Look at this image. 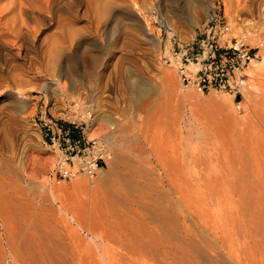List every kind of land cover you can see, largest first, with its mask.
Segmentation results:
<instances>
[{
  "label": "rangeland",
  "instance_id": "rangeland-1",
  "mask_svg": "<svg viewBox=\"0 0 264 264\" xmlns=\"http://www.w3.org/2000/svg\"><path fill=\"white\" fill-rule=\"evenodd\" d=\"M58 1L47 11L53 19L52 22L46 21L44 37H41L43 43L34 41L23 48L17 45L14 49L20 52L13 59L0 53V73L9 76V80L13 74L17 75L16 79L22 74L31 78L30 82H26L28 85L24 81L26 86L22 81L27 90L24 102L0 91V152L4 154L0 153L4 165L0 163V179L3 181L6 177L4 195L7 194L12 207L20 201L24 202V198L30 202L26 208L27 217L18 218L21 222L12 221L11 226L8 223L11 227L8 231L12 235L20 233L19 236L26 238H29L30 232L31 236L34 235L30 236L31 246L39 243L38 248L33 247L38 250L47 247L53 251L50 254L55 259H61L56 260L59 264L64 261L68 264H96L93 251L97 248L89 234L105 230L109 239L101 242L102 249L117 260L126 250L117 238L108 234L109 231L124 219L142 225L143 214L149 213L145 208L157 204L154 195L147 192L149 189L152 191L147 183H160L159 174L164 175L163 165L168 161L166 164L173 167L170 171L175 174L172 186L164 187L171 197V204L168 202V205L172 207L174 219L169 230L171 239L175 241L173 237L181 235L183 227H190L198 233L210 253L218 255L228 264H237L235 259L238 256L247 261L242 248L243 238L238 230L240 219L220 239L214 236L212 230L220 213L249 206L264 207V75L256 80L258 87L255 92L244 94L240 89L235 93L220 88L202 92L193 85L186 86L180 68L169 67L168 64L170 55L176 58L182 54L197 60L191 48L214 7L221 8L229 24L234 26L231 36L248 29L255 37L264 36V12L259 11L264 0H259L257 7L251 0H108L112 2V10L108 11L109 14L101 11L102 15L94 8L88 10L84 0ZM118 1L125 7L130 5L132 13L117 16ZM145 20L149 22V29L144 26ZM248 22L258 26L251 28L247 25V29L245 24ZM251 40H248L250 47L258 52L260 47L254 48L257 38ZM30 53L33 58H30ZM66 58H69L67 63L73 65L68 75L61 74L59 70V63ZM183 66L181 68L186 67ZM39 68H43L42 73ZM166 69L172 73L171 80L165 77ZM197 72L192 76L186 74L195 78ZM14 76L11 84L21 87L18 85L21 80H16L19 82L16 84ZM220 94L232 97L231 106L222 101ZM77 102L82 103L78 110L75 108ZM87 108L93 110L88 128ZM70 110L74 111V115L69 116L67 112ZM55 123L64 127L75 124L80 134L85 129L89 137H98L110 131L118 133L120 127L127 128L124 133L128 135L120 145L111 144V157L102 167L107 174L99 170L94 185L85 175L77 176L84 179L88 189L92 187L90 198L85 193L69 191L76 177L59 181L51 176L60 156V150L52 144V135L48 131L49 126ZM50 154L55 155L53 162L47 160ZM22 159H26L23 160L26 166L30 165L27 169H30L28 172L33 176L30 179L33 183L27 184L18 173L17 176H10L5 170L10 160L11 165H16L15 172H19ZM125 163L132 172L134 170V180L139 185L135 184L137 189L132 190L137 200L135 206L122 203L117 193L120 171H131L129 167L124 168ZM112 168H119V171L110 180L107 176ZM209 176H218L219 186L208 187ZM162 178L164 180V176ZM166 182L164 180L163 183ZM40 183L58 187L57 198L51 197L43 186H37ZM44 194L46 198H43ZM61 205L64 209L69 208L81 225L73 222L64 209L59 208ZM182 216L186 217V223ZM240 216L237 214V217ZM146 219L150 221L149 229L155 227L149 217ZM254 226V238L264 246V227L259 224ZM0 231L4 236L6 228L2 221ZM230 250H235V254H228ZM261 258L264 264V256ZM139 264L153 262L146 258L140 259Z\"/></svg>",
  "mask_w": 264,
  "mask_h": 264
},
{
  "label": "bare ground",
  "instance_id": "bare-ground-1",
  "mask_svg": "<svg viewBox=\"0 0 264 264\" xmlns=\"http://www.w3.org/2000/svg\"><path fill=\"white\" fill-rule=\"evenodd\" d=\"M85 1H86V5H87L86 7L88 10L94 8V11L96 13H100L101 15H102V13L106 14V13H108V11L110 12V10H112V8L110 7V5L112 4L111 1H108V0H84V2ZM258 1L259 0H251L250 2L255 3V5L257 7L259 4ZM116 2H117V0H116ZM56 3H57V0H0V53H3L4 56L11 57L13 59L14 57H18L17 54L20 52V51L18 52V50L16 51L14 49L17 45L22 47V46H26V44H30L34 41H37V42L40 41L41 42L42 41L41 37L42 36L44 37V35H43L44 30H45L44 27H46V25H47L46 21L52 22V19H53L52 16L50 17L47 14V11L51 10L53 8L54 4L56 5ZM118 3L121 4L120 1H118ZM119 4H117L118 6H116V8L118 9L117 16L118 15L120 16L121 14L124 16V15H127L128 13H132L129 11L130 5H129V7H125V6H123L124 3H123V5L122 4L119 5ZM78 6L79 5H77L76 7H78ZM74 7H72L71 9L74 10ZM101 11H104V12L101 13ZM257 11H258V9H257ZM259 11L264 12V5H263L262 9ZM75 13H77V11L74 12V14ZM88 13H90V12L88 11ZM91 13H93V12H91ZM96 13H94V14H96ZM94 14H92V15H94ZM95 16H97V15H95ZM115 16H116V14H115ZM57 17H58V14H57ZM99 17H101V16H99ZM263 17H261V18H263ZM91 18H92V16H91ZM103 18H101V19L103 20ZM138 21H139V19H138ZM261 23H262V20H261ZM254 24H255V26L249 24V22H248V24H245V25L246 26L250 25L251 28L258 26V25L256 26V23H254ZM102 25H104V24H102ZM144 26H145V28L149 29V22L147 20H145ZM232 26H231V28H232ZM248 27L249 26H247L245 28L248 29ZM233 29H234V26H233ZM248 30H247V32L246 31L242 32V30H241L240 34L238 33L237 36L235 35L236 33L234 34L236 37L246 38L247 40H249V39L255 40L257 38V42L255 44L258 47H260V50L257 52V56L253 57L251 59L250 63L241 64L236 69L237 73H238V83H239L240 89L242 90V92L244 94L257 91L258 86H257L256 80L258 78L259 79L262 78V76L264 75V36H262V35L258 36L257 35L255 37V34L252 33V31L250 33V31H248ZM232 32H234V31H232ZM230 36H231V34H230ZM41 43H43V42H41ZM28 47L31 48V45H29ZM40 47H43V46H40ZM25 53H27V52H25ZM30 55H31V53H30ZM30 55H28V58ZM22 56H24V55H22ZM30 58H33V56ZM30 60H33V59H30ZM8 61H9V59H8ZM12 61H14V60H12ZM21 61L23 62L24 60H21ZM67 62H69V58H66V60L62 59L61 63L58 62L60 64L59 70H60V73L62 72L61 74L65 73L68 75V73L71 72L73 65L71 64V62L70 63H67ZM4 63H5V61H4ZM12 65L13 64L11 63V66ZM14 65H15V67H18V65L17 66H16V64H14ZM29 65H30V62H29ZM168 65H169V67L180 68V71H182L181 66L184 65V66H186V67L183 66L184 72H186L187 74H190L191 76L194 73H196L201 67L199 60H194L191 57H188V56L182 55V54H179V56L176 58L174 56L170 55V62ZM9 66H10V64H9ZM21 66L23 67V64H21ZM12 69L14 70L15 68H12ZM16 69H18V68H16ZM21 69L23 70V68H21ZM25 69H26V67H25ZM25 69H24V71H25ZM39 69H38V71H39ZM42 69H40L41 73H42ZM7 70H8V68H7ZM36 71H37V69H36ZM14 72L16 73V71H14ZM14 72H12V73H14ZM20 73H21V71H20ZM23 73H25V72H23ZM4 75H3V73H0V91H5V93H7L9 96L16 97L21 102H24L25 98H26V92L25 91H27L24 89V84L26 82H30L31 78L29 77L30 78V80H29V78H25V76H23V74L20 76L18 75L19 76L18 79L21 80L20 84H18L19 82H16V80L19 81L18 79H16L17 75L14 76V74H13V76L15 77L13 81L16 84L21 86V87H19V86H15V85L11 84L10 80L13 79V76H12V78L10 77L11 79L9 80V78H8L9 76L6 77ZM25 75H27V74L25 73ZM28 75H30V74H28ZM165 75H166L165 77H167V79H169V80L172 79V73L170 72V70L166 69ZM244 75L246 78L242 77ZM22 81H23V83L25 81V83L23 84ZM44 83H45V81H44ZM22 84H23V88H22ZM26 84L28 85L29 83H26ZM26 84H25V86H26ZM39 84H38V86H39ZM41 85H42V83H41ZM38 88H40V87H38ZM73 88H74V85H73ZM68 95H69V93H68ZM77 96L79 97V95H77ZM220 97L224 103H226V104L228 103L229 106H231L232 97H230L226 94H220ZM72 98H74V97H72ZM218 99H220V98L218 97ZM14 100H15V98H14ZM15 102H16V100H15ZM81 102H83V101H81ZM26 103H27V101H26ZM24 104H22V105H24ZM79 106L82 107V103L79 104V102H77V104L75 105L76 110H78ZM89 106H91V105H89ZM91 108H92V106H91ZM89 109L90 108H87L88 111L85 113V115L87 117H89V112H90ZM64 110H65V108H64ZM67 113L69 114V116L74 115L73 110H70ZM92 119L93 118H91V121H92ZM88 120H89V118H88ZM119 129H120V131L118 133H116V131H110L104 135H101L100 138H104V139L108 140L109 142H111V144L119 146L122 139H124L128 135L127 134L125 136V133H124V131L127 129L126 127H123V128L120 127ZM130 134L131 133L129 132V135ZM5 143H3V144H5ZM6 146H7V143H6ZM120 147H122V146H120ZM125 147H127V146H125ZM128 148H129V146H128ZM121 151L122 150H120V152ZM128 151H129V149H128ZM11 153H13V152H11ZM129 153H130V151H129ZM2 155H4V154H2ZM54 156H55L54 154L53 155L50 154V156H48L47 160L49 162H53V160L55 159ZM9 157H10V155H9ZM120 157H123L124 159H126L124 156L120 155ZM4 158H5V156L2 159H4ZM13 158H15V157H13ZM26 159H22V161L23 160L25 161ZM119 159H121V158H119ZM24 161L22 162V166L20 167V169L21 168L22 169L19 170V172H17L18 170H16V172H15L14 166H16V165H14V166L11 165L10 160H9V163L6 162L9 165L8 166L5 165V167L7 166V169H5V170L7 171V173L10 176H12V175L17 176V173H18L19 178L22 179L23 182H25L27 184H29L30 182L33 183V181L30 180L31 177H33V176H30V174L28 172V170H30V169H27V166L29 164L26 166ZM48 161H47V163H48ZM167 162L168 161H166L165 164L163 165L164 169H165L164 175L159 174V176L161 178V179H159L160 183H158V181L156 182V184H153V183L151 184V182L147 183V185H149V187L152 190L150 192V189H149L147 192L154 195L155 202L157 204L156 205L150 204L149 206H147L145 208V209H147V211L149 213H148V215L146 213L143 214V215H145V217H142V219H143L142 225H138L137 223H134L131 219H124L118 225L112 226V229L108 233V234H110L111 237L117 238L119 240L121 247L126 250L125 251L126 254L123 252L121 254V258L114 260L105 251H103L102 246H101L102 241H104L106 238L109 239L107 232L105 230L100 231L99 233H95L93 231L89 234V232H87L89 234L90 240L95 243L96 248H97L96 251H93L94 255H95V259H93L95 261L94 263H96V264H139L140 259H146L147 258L148 260L150 259V261H152L153 264H228L226 262V260L221 259L218 255L210 253L208 251L209 249H207L204 246L201 239L198 237V233L193 232V230L190 227H183V229L181 230V235H179L177 238L173 237V238H175V241H173L171 239L172 233L169 232V230L171 229L170 226L172 227L174 219H173V215H172V207H171V205H168V202L171 204V197L168 194H166V192L164 191V187H166L167 185L169 186V184L172 186V183L175 180V174L173 175V173L170 171L173 169V167L170 164H166ZM0 163H1V158H0ZM27 163H28V160H27ZM12 164H14V163H12ZM1 165H3V162L1 163ZM117 166H119V165H117ZM127 167H129V165L127 163H125L124 168H127ZM129 169L131 170V167H129ZM100 171H102L104 174H107L106 173L107 171H104V168H101ZM118 171H119V168H112L110 170V172L108 171V176H107L108 179H110V177H112V176H116L115 174H117ZM127 171H123L122 173L120 171V173H119L120 186H118V188H117V193H118L122 203H124L125 205H128V206H135L137 200L135 199V196L133 195L132 190H136L137 187H139V185H137L135 183V180H134L135 176H133V174L135 173L134 170H133V172H132V170L128 171L129 173ZM5 175H7V174L5 173ZM163 176H164V180L167 181L166 182L167 184L163 183L164 182V180L162 178ZM37 178L40 179L41 176H40V178L36 177V179ZM10 180H12V179H10ZM33 180H35V179H33ZM3 181L0 179V221H2V223H4V226L6 228V233H4L5 234L4 236H2V234L0 233V264H59L58 262H56V260H57V259H55L56 257L54 258V256L52 254H50V252H53V251L48 250L46 245H45L46 248H44L43 250L37 249L38 248L37 245L39 243L36 245L34 244L37 247L36 248L37 250L34 249L35 248L34 245L31 246V243L33 244V242L30 241V236H31L30 232H29V238H26V237H22L21 235L19 236L20 233L18 235H15V234L12 235L8 231V227H9L8 223L10 224V223H12V221L13 222L14 221L21 222L18 220V218L22 219L21 217H23L25 215V213H26V215L28 214L26 208L30 202H29L28 198H24V202H21L19 199L20 203L15 204L12 207V205H10L11 203L8 201L7 194L4 195L5 188L7 187L5 184L6 183L5 182L6 177ZM37 181H40V180H37ZM90 181H91V184H93V185L95 184V179L90 180ZM11 182H13V180ZM7 183H8V181H7ZM42 183H45V182H42ZM42 183L38 184L37 186H41V187L43 186L44 189H46L47 193L51 197L56 199L57 198L56 191H58V189H57L58 187H49V186L47 187L46 184H42ZM207 183H208V187L213 189L215 186H219V183H220L219 177L216 176L213 178L212 176H209ZM135 184L137 185V187ZM9 185H10V183H9ZM152 185H153V187H152ZM41 187H38V188H40V190H41ZM89 189H90V191H89ZM89 189H88V185H86L84 179H82L81 177H76L74 182H73L72 188L69 191L72 193H75V194L85 193L88 196V198H90L93 195L91 192L92 187ZM40 190H38L39 194H41V192H42V191L40 192ZM93 191L95 192L96 190H93ZM39 194H38V196H39ZM48 194H46V195H48ZM43 198H46L45 194H44ZM82 201H83V199H82ZM82 201H80V202H82ZM12 208H15V210ZM59 208L64 209V208H62V205ZM64 211H65V213H67V215H69V217L71 218V220L73 222L77 223L78 225H81V222L76 218L75 214L74 213L71 214L69 208H65ZM30 214H32L31 211H30ZM237 214L241 215V216L237 217ZM26 215L24 218L27 217ZM28 216H30V215H28ZM147 217H149L151 219V222H153L155 224L154 225L152 223L155 227L151 226L152 227V229L150 227L151 230L149 229L150 221L149 220H148L149 222L147 221V219H146ZM182 219H183V222L186 223V217L182 216ZM237 219H240V221H241L238 230L240 231V236H242V238H243L242 248L244 250V253L247 255V257L245 258V259H247V261L242 260V258L240 256H238L235 259L236 263L237 264H263V258H261V257L264 256V246H262V243H259L257 240H255L253 227H255L254 226L255 224H259V225H262L264 227V207H262L260 205L259 206L257 205V208H253L252 206H249V207H245L243 209H239L238 211L235 210L233 212L220 213L218 216L217 223L213 225L212 231L214 233V236L217 239L222 238L225 231H230V229H229L230 226H231V229L235 226V222ZM24 222H26V221H24ZM22 225H23V223H22ZM10 226H11V224H10ZM15 226H16V223H15ZM24 226L26 227V225H24ZM10 228L11 227H9V229ZM18 228H17V230H20ZM14 229H15V227H14ZM27 229H28V227H27ZM17 230H14V231H17ZM25 230L26 229H24V231ZM28 231H26V233H28ZM218 231H220V233ZM3 232H5V231H3ZM31 237H34V235H32ZM35 238H37V237H35ZM237 239H239V238H237ZM4 240L6 241L5 243L3 242ZM37 240H39V239H37ZM37 240H36V242H38ZM4 245L6 246V248ZM41 245H43V247H44L43 243ZM228 254H230V255L235 254V250H234V252H232L230 250V252H228ZM60 260L61 259H59L57 261H60ZM64 263L68 264L65 261H64Z\"/></svg>",
  "mask_w": 264,
  "mask_h": 264
},
{
  "label": "built area",
  "instance_id": "built-area-1",
  "mask_svg": "<svg viewBox=\"0 0 264 264\" xmlns=\"http://www.w3.org/2000/svg\"><path fill=\"white\" fill-rule=\"evenodd\" d=\"M231 31V25L221 8L214 7L191 48L201 64L196 77L188 76L182 68L181 75L186 86L193 85L202 92L212 88L235 93L240 91L236 69L241 64L250 63L257 52L250 47L246 38L230 36ZM254 48L259 47L255 45ZM242 77L246 78L245 75ZM88 118L87 128L92 118L91 111ZM76 128L78 126L75 124L64 127L58 123L48 128L52 144L60 150L51 172V176L59 181L81 174L89 180L96 179L103 164L111 157V142L100 136L89 137L85 129L80 134Z\"/></svg>",
  "mask_w": 264,
  "mask_h": 264
}]
</instances>
